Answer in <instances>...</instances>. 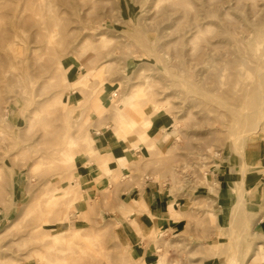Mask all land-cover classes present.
<instances>
[{
  "label": "rangeland",
  "instance_id": "obj_1",
  "mask_svg": "<svg viewBox=\"0 0 264 264\" xmlns=\"http://www.w3.org/2000/svg\"><path fill=\"white\" fill-rule=\"evenodd\" d=\"M131 1L134 20L115 0H71V7L54 0L53 14L30 6L22 18H18L22 7L16 0H0V264L48 263L52 257L40 235L58 227L86 230L91 226L87 212L100 238L95 246H83L95 250L60 264H264V233L255 229L244 206L219 217L213 206L211 212L204 211L200 202L220 197L218 191L211 194L202 181L205 173L212 179L214 169L220 171V177L227 171L235 176L234 181L240 179L242 162L237 154L243 150L248 159L247 181L250 177L260 179L264 199V130L241 138V130L227 132L222 127L226 121L216 122V114L207 110L202 96L211 89L207 67L225 64L235 55L225 58L222 49L221 61L218 56H205V62L198 64L195 59L201 40L189 44L185 36L197 11L208 39L221 20L236 18L239 11L247 25L264 33V0H241L239 4L237 0ZM202 7L206 14H201ZM49 30L57 33L51 44ZM240 33L238 30V38H242ZM102 36L107 43L100 44ZM251 39L245 43L255 45V36ZM83 44L104 47L100 50L110 56L94 66L111 64V69L87 86L77 87L78 80L88 73L76 54ZM59 57L70 70L69 87L60 76L53 80ZM236 71L239 68L223 72L224 82L234 86ZM146 77L153 85L148 93ZM245 79L242 75L241 82ZM192 81L196 87L190 85ZM133 95L136 98L126 103ZM238 95L242 101V92ZM95 101L102 106L98 115L90 109ZM128 114L147 132L155 126L149 125L148 119L168 118L178 133L170 153L160 154L163 176L156 180L163 187L168 181L164 175H169L171 186L185 192L181 199L188 200L180 205L174 202L164 221L149 209L145 219L148 206L141 199L145 192L137 194L135 190L146 184L147 174L142 172L146 156H136L134 170L128 167L99 188L86 185L77 167L76 153L94 124L99 122L100 128L106 118H113L122 126L119 118ZM255 151L256 159L260 158L253 165L250 155ZM104 160L93 162L100 166L111 162ZM13 170L24 178L15 181ZM73 173L79 182L75 193L62 197L57 217L36 232L27 219L39 206L50 205L51 190ZM232 189L230 186L225 194L237 199ZM95 192L102 198L95 199ZM74 205L82 208L80 220H66L74 215L70 211ZM211 213L217 216L215 221H211ZM262 221L260 229L264 228ZM106 227L110 229L105 233ZM204 245H222L223 255L194 261L191 252ZM61 255L60 251L52 256Z\"/></svg>",
  "mask_w": 264,
  "mask_h": 264
},
{
  "label": "bare ground",
  "instance_id": "obj_2",
  "mask_svg": "<svg viewBox=\"0 0 264 264\" xmlns=\"http://www.w3.org/2000/svg\"><path fill=\"white\" fill-rule=\"evenodd\" d=\"M61 1L67 7H71V0H58ZM118 6H121L124 13L130 16L131 20H134L136 11L134 4L131 0H115ZM241 0H237V4ZM54 0H16V4L22 7V10L19 13L18 18H22L24 13L30 8V6H35L36 9L41 11H46L52 13L55 11L56 5ZM54 7V10H53ZM238 8L234 9L237 11ZM201 14H206L207 10L205 7H202ZM255 12V11H254ZM243 12L239 11V14L234 19H229L227 22L221 20V24L218 29L214 32L213 36L208 39L206 38V30L204 25L200 22V11H197L192 17L193 22L190 26V29L185 33V36L190 40H187L188 43L196 44L197 41L201 40L202 45L198 50L196 56V61L199 64V61H202L205 56L209 58H214L218 56L220 61L222 60V49L225 53V58L228 55H235V59L226 62L225 64H209L207 68L208 71V84L211 86V89L207 92H204L202 96L206 99L207 110L211 114H216V122L219 120L226 121L227 123L222 124V127L226 129L227 132L239 131L243 132L241 138L245 136L254 135L257 130H264V33L260 32L258 28L253 29L244 22ZM54 16L52 15V19ZM241 32L242 38H238L237 34ZM208 33V32H207ZM248 33L249 37L245 34ZM55 31L49 30V44L53 43L54 36H56ZM251 35L255 36V41L257 43L248 45L245 43V40L249 38V41H252ZM262 40V41H261ZM107 43L103 36L100 39V44ZM106 46V45H104ZM104 47H95L88 44H83L80 47V50L76 53L82 59L84 66L88 68V73L85 74L80 80H78L76 86L82 87L87 86L92 82V79L96 76H105L109 74L111 69V64H106L102 68H97L94 65L97 64L102 59H107L110 56V53H104L101 51ZM249 50H247V49ZM68 55V54H67ZM109 63V60H106ZM205 61L203 60V63ZM261 67V68H260ZM239 68V71L234 72L236 76L235 85L227 84L224 82L225 75L222 74L227 70H236ZM246 69L247 72L243 73L242 70ZM69 72L70 70L63 66L60 57L57 59V73L53 80L60 76L62 82L66 87H69L72 83L69 81ZM11 73V72H8ZM58 74V75H57ZM246 78L241 82V77ZM207 76V75H206ZM146 81L149 83L147 85L146 92L152 90L150 77H146ZM196 82V80H195ZM190 85L196 87V83L193 81ZM241 87V89H237ZM242 92L243 99L242 101L237 98L238 92ZM136 98L135 95L128 97L126 103L132 102ZM1 101V97H0ZM10 101V100H9ZM198 102V101H196ZM215 110V111H214ZM121 121V119L119 118ZM157 121L156 118L148 119V124H152ZM250 127H253L249 129ZM255 132H251L255 130ZM69 143H73L72 139L69 138ZM211 151V150H210ZM242 162L240 179L235 181L232 191L236 192L237 199L239 200L238 206L242 204L243 199H245V186L244 183L248 175V162L245 159L244 150L238 152L237 154ZM73 155L70 156L72 159ZM11 169L10 167H8ZM12 170V169H11ZM15 181L21 180L24 178L23 174L16 173L15 170L12 172ZM26 177V176H25ZM30 179V177H29ZM208 186L211 194L217 191L219 184L214 182L208 173L202 177ZM79 185L78 178H74V173L69 176L64 182L58 183L55 185L54 189L51 190L53 199L52 203L47 206H39L36 208L34 213L27 219L30 222V226L33 227L36 232H40V228L48 225V220L51 218L57 217V209L61 205L62 197L67 194L75 193L76 187ZM21 202V200H19ZM27 207V206H25ZM90 210V209H88ZM92 211V210H91ZM211 221H215L217 216L213 213L210 214ZM87 220L91 224L89 228L84 229H67L61 230V228H56L53 233H43L41 234V241L45 242L48 247V254L51 255L52 259L48 263L42 264H60L61 261H68L71 258L76 257L79 254L86 253L87 250H95L91 247H84L83 244L89 243L91 246H95L99 242L100 231L95 230L93 227V219L90 212H87ZM113 225V224H112ZM110 228L106 227L104 232L106 233ZM56 231V232H55ZM203 248L194 250L191 252L190 256L194 261H205L208 258H217L223 255L222 245L208 246L204 245ZM63 252L61 257L55 258V253Z\"/></svg>",
  "mask_w": 264,
  "mask_h": 264
},
{
  "label": "crops",
  "instance_id": "obj_3",
  "mask_svg": "<svg viewBox=\"0 0 264 264\" xmlns=\"http://www.w3.org/2000/svg\"><path fill=\"white\" fill-rule=\"evenodd\" d=\"M101 107L98 101L90 105L91 111L96 115L101 111ZM120 119L122 126L117 125L113 118H106L100 128L98 127L99 122L94 124L96 127L93 126L90 129L88 137L85 138V142L82 144L81 151L76 153L77 167L82 171V177L85 178L84 182L86 185L99 188L109 180L114 179L115 175L127 172L128 167L133 169V161L136 156L139 158L146 156L148 160L145 161L144 159V167L151 164L147 168L142 167V172L147 174L145 179L146 184L143 183L142 188L137 187L135 190H137V194L145 192L141 198L145 200L146 205L149 207L145 208V219L147 218L146 209H149L157 218H162V221H164L172 209L174 202L180 205L184 200H188L181 199V197L186 195L185 192L180 193V190L171 186L169 175H164L168 181L163 187H161L159 180H156L163 176L161 163L159 162L160 154H169L172 150L173 142L178 140V133L171 126L173 121H168V118H158L154 122V130L147 132L138 126V122L131 114L123 115ZM250 157L252 164L255 165L260 155L256 159L257 152L255 151ZM98 158L111 162L100 166L93 162ZM246 161L248 162V159ZM153 162L154 164H152ZM219 173L220 171L218 172L214 169L212 180L219 184L217 191L220 197L218 199H201L200 202L203 203L204 211L211 212L210 210L213 206L219 217H223L225 212L238 207L239 200L230 199L225 194L230 190V186L234 184L235 176L226 171L225 175L220 177ZM246 181L244 186L246 185L245 191L247 194L240 206L246 208V213L254 221L255 229L264 233V228L260 229L263 223L262 219H264V199H262L260 179L258 177H250L249 181ZM92 194L95 195V199L97 200L102 198L98 192ZM187 195L189 196V193ZM190 201L193 200L191 199ZM70 209H72L70 211L74 215H69L65 219L80 220L82 208L74 205L70 206ZM140 214L141 220L143 214L141 207Z\"/></svg>",
  "mask_w": 264,
  "mask_h": 264
}]
</instances>
